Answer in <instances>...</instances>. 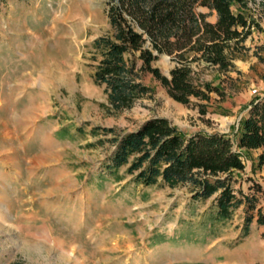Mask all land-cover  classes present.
<instances>
[{
    "label": "rangeland",
    "instance_id": "obj_1",
    "mask_svg": "<svg viewBox=\"0 0 264 264\" xmlns=\"http://www.w3.org/2000/svg\"><path fill=\"white\" fill-rule=\"evenodd\" d=\"M248 7L259 29L251 27L244 49L232 53L233 68L190 65L192 77L221 94L182 105L145 76L151 95L113 113L88 60L91 41L107 34L106 0H0V264H264L263 229L253 220L243 237L242 208L213 223V197L192 200L187 186H141L124 168L100 176L111 135L89 133L124 134L161 117L186 134L233 138L258 97L252 89L264 97V0H248ZM154 65L167 76L175 62L160 55ZM19 83L38 85L40 97ZM31 97V110L14 119L12 111ZM97 139L104 142L88 146ZM237 151L244 171L234 187L251 194L259 184L263 205L264 170L255 167L261 150Z\"/></svg>",
    "mask_w": 264,
    "mask_h": 264
},
{
    "label": "trees",
    "instance_id": "obj_2",
    "mask_svg": "<svg viewBox=\"0 0 264 264\" xmlns=\"http://www.w3.org/2000/svg\"><path fill=\"white\" fill-rule=\"evenodd\" d=\"M199 7L206 12L197 13ZM249 9L248 0H106L107 34L91 41L88 60L90 79L102 88L107 110L118 113L150 96L145 76L158 81L182 105L190 98L207 102L211 93L221 94L192 77L190 65L202 62L231 70L232 53L244 49L251 27L259 29ZM213 14L215 22L210 23L207 18ZM160 55L175 62L167 76L154 65ZM248 105L234 126L233 138L204 130L186 134L161 117L147 119L124 134L94 127L92 137L111 135L107 141L112 150L100 165V176L124 168L125 175L141 186H187L192 200L213 197V223L230 220L242 208L243 237L254 220L264 238V203L260 205L257 196L261 186L253 184L251 194L234 187L244 171L237 150L260 149L255 167L264 170V97H254ZM197 107L201 115L206 113L203 104ZM103 142L97 139L88 146Z\"/></svg>",
    "mask_w": 264,
    "mask_h": 264
},
{
    "label": "crops",
    "instance_id": "obj_3",
    "mask_svg": "<svg viewBox=\"0 0 264 264\" xmlns=\"http://www.w3.org/2000/svg\"><path fill=\"white\" fill-rule=\"evenodd\" d=\"M215 16V15H214ZM20 83H22V82H20ZM19 83V85H16V88L17 89H25L26 87H29L28 89L30 90V91H32V93L34 94V96H36L37 98H39L40 96H39V94H40V92H39V90H34L33 89V87L34 86H38V85H36V84H34V86L33 85H27V84H20ZM22 87V88H21ZM24 87V88H23ZM32 87V88H31ZM39 87V86H38ZM28 89H26L25 91H23L22 93H25V92H27V90ZM33 89V90H32ZM32 99H33V97H31L29 100H28V104H27V106H24V107H22L21 109H19V111H12L13 112V118L14 119H16V117H18L19 116V113L21 112V113H25V112H27V111H30L31 110V106L33 105V101H32ZM20 101V98L19 97H14V98H10V102H9V104H11L10 106L13 108V109H15V105H16V103L17 102H19ZM18 104V103H17ZM29 105V106H28Z\"/></svg>",
    "mask_w": 264,
    "mask_h": 264
},
{
    "label": "built area",
    "instance_id": "obj_4",
    "mask_svg": "<svg viewBox=\"0 0 264 264\" xmlns=\"http://www.w3.org/2000/svg\"><path fill=\"white\" fill-rule=\"evenodd\" d=\"M251 6H252V5H251ZM251 9L254 11L253 7H251ZM251 94H254V95L257 94V96H258L259 98L262 97V95H259V94H258V91H257L256 89H252Z\"/></svg>",
    "mask_w": 264,
    "mask_h": 264
}]
</instances>
